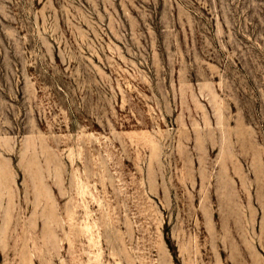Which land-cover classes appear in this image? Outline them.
I'll return each instance as SVG.
<instances>
[{
	"label": "rangeland",
	"instance_id": "obj_1",
	"mask_svg": "<svg viewBox=\"0 0 264 264\" xmlns=\"http://www.w3.org/2000/svg\"><path fill=\"white\" fill-rule=\"evenodd\" d=\"M0 264H264V0H0Z\"/></svg>",
	"mask_w": 264,
	"mask_h": 264
}]
</instances>
